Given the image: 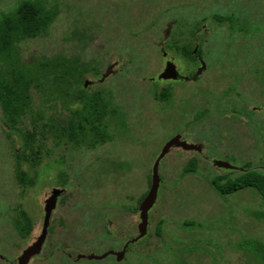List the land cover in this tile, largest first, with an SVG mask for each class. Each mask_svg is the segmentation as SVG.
Here are the masks:
<instances>
[{"label":"rangeland","instance_id":"1","mask_svg":"<svg viewBox=\"0 0 264 264\" xmlns=\"http://www.w3.org/2000/svg\"><path fill=\"white\" fill-rule=\"evenodd\" d=\"M19 1L0 0V14L12 10ZM226 1L231 2L46 0L58 15L47 35L21 43V59L32 62L39 57L80 55L87 60H96L100 64V74L89 73L86 77L88 81H98L109 70L105 79L97 83L113 91L115 101L122 106L130 123L134 124L132 129H140V137L130 129L129 133L117 131L120 134L117 138L98 149L112 150L117 155L115 159L120 162L126 160L122 154L131 152L133 141L138 138L143 167L135 174L141 175V193L144 195L151 187L149 179L157 158L175 134L169 111L163 112L161 106L164 105H157L158 101L152 93L154 85L158 83V75L165 70L164 58L156 43L166 37L191 32L192 20L196 22L202 19L204 13L211 15V18L212 14L221 15L236 8L239 23L246 21L248 16H253L257 21L258 27L254 28V48L257 49L254 53L264 54V14H259L258 10L264 6V0H252L251 13L247 14L242 2ZM234 1L236 5H233ZM197 5L203 6L202 13L197 12ZM213 22L211 18V27H220L218 22ZM169 26H172V35L168 32ZM239 29L245 34L250 27L240 26ZM215 36L226 38L222 30H215ZM226 45L219 42L211 55L221 60ZM236 49L233 47L231 50ZM118 61L120 63L116 64ZM226 61H219L220 67L223 68L224 64L227 70L233 69L232 64ZM188 70L189 67L184 68L185 72ZM167 85L169 82H163L161 86ZM94 88L100 87L95 85ZM33 100L36 109L44 107L43 97L38 91H34ZM29 122L27 119V126ZM113 123L116 121L113 120ZM6 132L0 110V264H17L22 251L40 236L45 201L58 185L68 189L69 205L62 208L65 216L60 220L56 213L53 215V230L49 233L47 244L42 254L30 264H264V200L260 193L254 188L232 194L219 193L211 184L219 172L208 163L205 170L188 169L187 175L181 179L179 171L173 170L171 165L174 158L172 148L160 161V187L156 204L149 213V235L131 244L127 257L121 262L111 255L103 260H76L80 253L101 255L110 250L120 251L127 241L138 234L140 215L129 218L124 230L119 228L114 233L106 231V219L95 221L88 218L80 222L74 215L77 172L73 168L41 165L36 185L22 188L17 183L14 157L19 151L21 139L15 136V142L11 145ZM46 146L57 154L66 153L68 158L80 149L71 144L59 146L52 137L46 140ZM211 152L210 155H216ZM238 162L241 164V161ZM25 168L28 169V165L25 164ZM83 187L89 189L88 185ZM19 204L30 214L34 223V230L27 239L18 234L12 222ZM160 220L163 221L162 233L157 235L156 226ZM58 246L67 248L72 255L69 256ZM52 250L55 251L49 256Z\"/></svg>","mask_w":264,"mask_h":264},{"label":"flooded vegetation","instance_id":"2","mask_svg":"<svg viewBox=\"0 0 264 264\" xmlns=\"http://www.w3.org/2000/svg\"><path fill=\"white\" fill-rule=\"evenodd\" d=\"M238 1L244 4L246 14L251 13L254 1ZM233 5H236L235 1ZM202 9L203 6L197 5V12L202 13ZM258 10L259 14H264V6ZM212 15L211 18L218 22L220 27H211V15L204 13L202 19L196 22L192 20L191 32L182 36L166 37L156 43L164 58V69L170 62L176 75L169 80L159 77L163 71L158 75L154 91L161 93L170 89V98L167 102H162L155 96L154 98L158 101L157 105L169 107L161 106L163 112L169 111L171 121L175 125V134L171 139L174 140V158L171 165L173 170L179 171L181 179L187 175L186 172L190 168L205 170L207 163L219 172L215 174V180L235 178L250 169L264 172V54L254 53L257 49L254 48V28L258 27V23L253 16L248 15L246 21L239 23L236 8L235 11L223 12L221 16L224 20L221 23L214 17L219 13ZM240 26L250 27V30L242 34ZM169 27L168 32L172 35V26ZM215 30H222L226 38L214 37ZM190 34L192 36H189ZM219 42L227 43L221 60L211 55ZM248 46L253 47L249 49ZM233 47L237 49L232 52ZM229 57L232 59H228ZM225 60L232 64L233 69L227 70L224 64L223 68L220 67L219 61ZM186 67H189L187 72L184 71ZM101 79L98 81H103ZM98 81L93 80L91 83L94 85ZM163 82H169V85L161 86ZM107 121L110 122L109 129L116 134V138L120 135L117 131L129 133V129L140 137V129H132L134 124L127 118L116 126L112 123L113 119ZM138 138L133 141L131 152L122 154L126 160L120 162L115 159L117 155L112 150L98 149L108 142L91 149L80 148L69 158L66 153L57 154L52 149L42 152L43 166L55 164L57 167L73 168L77 172H74L77 174V197L73 206L74 215L80 222L88 218L95 221L106 219V231L114 233L119 228L124 230L129 218L140 215V206L146 194L141 193V175L135 174L143 167L142 149L139 145L141 143ZM189 145L194 148L188 149ZM210 151L216 155H210ZM134 152L137 154H133ZM128 154L131 156H126ZM238 161H241V164ZM87 185L89 189L83 187ZM55 188L62 189L63 192L52 212V221L55 213L58 220L65 216L62 208L69 205L70 197L66 187L58 185ZM138 227L139 224L137 229ZM127 243L128 241L122 249ZM130 245L125 257L130 251Z\"/></svg>","mask_w":264,"mask_h":264},{"label":"trees","instance_id":"3","mask_svg":"<svg viewBox=\"0 0 264 264\" xmlns=\"http://www.w3.org/2000/svg\"><path fill=\"white\" fill-rule=\"evenodd\" d=\"M57 15V10L50 8L46 0H20L12 10L0 14V110L11 145L15 136L21 139L19 151L14 156L15 175L24 189L37 183L42 152L50 149L46 146L49 137L59 146L71 144L75 148L91 149L114 140L115 133L109 129L107 119L116 121L112 122L116 126L126 118L112 90L101 83L92 85L93 80H87L91 72L100 74V64L96 60L80 55L39 57L32 62L21 59V43L47 35ZM214 17L220 23L224 20L221 15ZM103 78L104 75L101 80ZM95 85L100 88H94ZM155 88L152 93L156 99L169 101L170 89L156 93ZM34 91L41 93L43 108L34 107ZM151 183L152 175L150 186ZM211 184L221 194L254 188L264 200V172L250 169L235 178L216 179ZM16 210L13 225L18 234L27 239L34 230L33 219L21 204ZM162 224L160 220L156 226L157 235L162 233ZM52 230L50 227L49 233ZM57 248L68 252L67 248ZM68 255L72 254L68 252Z\"/></svg>","mask_w":264,"mask_h":264},{"label":"water","instance_id":"4","mask_svg":"<svg viewBox=\"0 0 264 264\" xmlns=\"http://www.w3.org/2000/svg\"><path fill=\"white\" fill-rule=\"evenodd\" d=\"M109 74V71L104 75V78ZM175 70L172 66V64L169 62L163 71L161 75L159 76L161 79L169 80L172 78H175ZM103 78V79H104ZM174 145V140H171L169 143L165 145V147L162 149L159 157L156 160V163L153 167L152 171V183L151 187L144 198V200L141 203L140 206V223L138 227V235L137 237L131 239L128 241V243L124 246V248L121 251H113L110 250L106 253H103L101 255H96V254H78L76 257V260H81V259H88L90 261L93 260H103L109 255H115L116 260L118 262H121L125 256H126V251L128 246L131 243H135L139 241L140 239L144 238L148 234V228H149V213L150 210L154 207L157 201L158 197V190L160 187V175H159V165L160 161L167 155L169 150L172 148ZM194 146L189 145L188 149H193ZM63 190L62 189H53L52 194L50 197H48L45 201V215H44V220H43V228H42V233L40 236L30 245H28L23 251L22 254L18 257L17 259V264H30V262L38 255H40L43 251L44 245L47 241L48 235H49V228L51 225V218H52V212L56 208L57 205V200L59 196L62 194Z\"/></svg>","mask_w":264,"mask_h":264}]
</instances>
